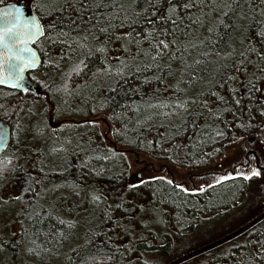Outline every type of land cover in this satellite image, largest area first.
<instances>
[{"label": "trees", "instance_id": "1", "mask_svg": "<svg viewBox=\"0 0 264 264\" xmlns=\"http://www.w3.org/2000/svg\"><path fill=\"white\" fill-rule=\"evenodd\" d=\"M7 3L30 4L44 26L43 38L34 45L43 62L29 74L43 95L0 88V118L12 127L11 145L0 155V178L15 179L20 198L12 200V205L18 206L16 200L24 203L19 202V231L12 239H0V249L15 264L18 259L22 264H168L198 248L175 253L200 225L236 210L249 180L237 177L204 192L186 194L175 184H167V179L150 177L143 179L144 184L130 179L125 156L144 155L199 171L218 155L214 147L221 145L225 151V143L236 134L255 135L264 145V116L260 115L264 112L260 108L264 104V40L259 35L264 33L262 0H192L194 7L178 9L182 15L171 14L177 18L178 30L161 16L170 15L167 5L157 10L149 0H71L73 7L54 15L48 14L47 7L36 9L41 0H0V5ZM61 16L65 31L69 20L75 21L77 31L56 40L49 24ZM159 28L172 33L169 41L175 39L160 54L150 47L158 40L149 35ZM115 37L131 44L133 53L127 58L113 54ZM65 40L76 50L59 42ZM101 48L103 52L98 51ZM249 48L254 51L246 53L243 67L247 71H236L233 61L241 68L238 54ZM77 65L79 74L72 71ZM222 80L224 86L218 83ZM250 81L255 84L251 95ZM182 101H188L187 110L177 107ZM48 105L54 120L62 113L56 121L70 125L78 140L68 152L67 167L59 171L44 170L36 164L42 151L17 141L16 132L25 131L33 122L37 124L35 133L52 131L46 118ZM242 119L252 126L247 130L234 126L240 123L233 120ZM103 120L111 127L113 145L100 130ZM80 126L86 132L77 133ZM41 135L46 147L61 141L55 135ZM12 152L17 156H8ZM131 184L139 187L130 188ZM63 185L84 191L87 198L80 210L92 214L91 220L95 211L88 207L90 193H97L95 203L102 207L96 217L98 224L86 229L75 245L78 222L74 221L77 205L73 201L71 207L65 206L69 202L57 200L52 206L25 211L30 206L25 198L32 197L31 203H35L33 198L45 189ZM67 212L73 218L66 217ZM168 215L174 217L173 222H168ZM210 215L213 217L206 218ZM262 223L183 264H264Z\"/></svg>", "mask_w": 264, "mask_h": 264}, {"label": "rangeland", "instance_id": "2", "mask_svg": "<svg viewBox=\"0 0 264 264\" xmlns=\"http://www.w3.org/2000/svg\"><path fill=\"white\" fill-rule=\"evenodd\" d=\"M125 35V34H124ZM114 47H113V54L117 57L129 56L133 53V48L129 41L123 37H115L114 38ZM134 59V57H133ZM53 110L51 105H48V114L47 117L49 119V113ZM62 113H57L55 116L56 120L60 118ZM55 120V121H56ZM80 120V119H79ZM57 122V121H56ZM35 125L36 122L31 123L29 127L25 129V131L19 130L16 132L17 134V141H26L28 147L33 146L38 153L42 151L41 154H37L39 161L36 164H39L44 170H62L63 168L67 167L68 160L70 154L68 153L75 145H78V140L75 138V135L71 133V126L68 124L60 125L58 128H51L52 131H43L39 133H35ZM100 130L104 134L106 131V127L103 123L100 124ZM86 132L85 127H78L77 133ZM41 134L44 136L51 137L50 135H55L56 137H60L61 141L57 144L51 143L47 144V147L43 144V139L41 138ZM49 134V135H48ZM41 135V136H39ZM242 140H236L235 145L225 152L224 156L220 158V165L212 166L208 170L205 171H193V170H186L182 168H175L166 164L165 162L150 159L144 155L138 154H127L125 158L129 164V176L130 179H135L136 181H141V179H146L153 177L155 175H164L165 173L168 174V170H170L171 174H174V178L177 182L182 181H189L190 178L193 183L192 187L200 188L206 184L212 177H216L215 173L225 167H230L234 163L236 164L239 161H243V152L241 147ZM260 141V140H259ZM239 142V143H238ZM31 145V146H30ZM253 149L259 153V157L261 160V165H264V145L261 143H256L253 146ZM45 150V153H44ZM17 156L15 152L9 153L8 156L12 158V156ZM31 157V158H30ZM30 159L34 157L33 154H30ZM71 158V157H70ZM164 164V165H163ZM20 166V165H19ZM157 170H160L158 172ZM215 172V173H214ZM225 175V174H224ZM139 176V178H138ZM220 175L218 174V177ZM8 179V180H7ZM250 185L248 187L247 192L242 197L240 206L236 209L227 214L224 217L219 216L217 219L208 221L202 224L198 228V233L194 236L188 237V239L177 249L175 253L179 250L183 251L186 249H191L195 247H203L205 244L209 242L216 241L220 239V237L226 236L227 234L237 230L239 226L245 225L258 215L262 213L264 210V170H260L259 176H252L249 179ZM50 188V187H49ZM45 189L44 192L40 193L38 196H35L33 200L35 203H31L32 197H27L26 205L30 203V206L27 210L25 207V211L27 213L32 210H36L39 205H53L56 204L57 200L66 201V202H74L77 205L78 216H76L75 220L78 222V233L76 235V240L73 245L77 244L78 242L82 241V237L86 229L90 227H94L98 224L96 220L97 214L99 211L102 210L101 205L96 204L94 197H96L97 193L93 192L92 199L94 203V217L91 220V215L85 213L83 210H80V206L84 207V200L85 195H83V190H75L72 189L70 186H56L52 188ZM19 185L15 182V179L6 178L1 180L0 178V239L9 240L15 237L16 233L19 231V225L16 224L17 219L19 220L21 214L20 203L21 201L16 200V204L18 206H13L12 203L15 199L19 197L20 191ZM57 189V191H56ZM72 191H71V190ZM74 192L78 193V201H75ZM87 198V196H86ZM20 202V203H19ZM24 204V203H22ZM99 205V207H98ZM262 223V222H261ZM260 223V224H261ZM264 225V221L262 223ZM204 244V245H203ZM174 250V247H173ZM215 250V249H214ZM206 254V253H205ZM185 255V254H184ZM204 254L200 255L203 256ZM3 256V257H2ZM183 256L181 254L179 257ZM199 257V256H197ZM195 257V258H197ZM193 258V259H195ZM0 262L2 264H15L10 258L7 256V252L5 250L0 249ZM18 263L22 264V260L18 259Z\"/></svg>", "mask_w": 264, "mask_h": 264}, {"label": "snow or ice", "instance_id": "3", "mask_svg": "<svg viewBox=\"0 0 264 264\" xmlns=\"http://www.w3.org/2000/svg\"><path fill=\"white\" fill-rule=\"evenodd\" d=\"M30 3L33 2V0H29ZM262 3H264V0H262ZM149 4L154 9L159 10L163 4L167 5L166 11L170 13V15L163 16L161 13L162 18L165 21H170L174 28L178 30L179 25L177 23V18H174L171 14H176V16L182 15L178 12V9L183 8L185 11L191 7H194L195 5L192 3V0H149ZM97 7H100L102 5H96ZM115 6V5H113ZM35 7L37 10H40L42 7L49 8V15H54L57 13L63 12L66 8L73 7V4L71 3V0H41V3L35 4ZM83 7V5H81ZM152 21H149L151 23ZM60 24V27L57 28V24ZM193 23H197L196 20H193ZM24 27L29 29L30 31L26 33L28 36V39H33L37 35H43V29L42 26L39 24V22L35 19H29L23 16V10L20 8H16L13 6L11 9L5 8L4 10L0 11V47H3L5 51L0 54V56L3 57L2 60H0V83L11 82L13 87H21L22 81H23V73L28 68H34L36 65V53L32 52L31 49L25 48L23 49L24 52L31 53V58H25L21 52L17 51V46L21 42L19 40L20 35H25V33L18 32V29ZM94 27V26H93ZM50 32L56 33V40H59V37L62 36H71L73 32L77 31V28L75 27V21L69 20L67 22V31L64 30V19L61 16L59 21H53L49 24ZM82 31V29L80 30ZM91 31V30H90ZM100 31L102 33H106V29L101 28ZM209 31H211V28H209ZM78 34V33H77ZM171 32L166 33L163 28H159L155 33L149 34L152 38V40H158V43H150V47L153 50H156L159 53V50L161 49H169L170 44L175 43V39L169 41L167 39L168 35H171ZM129 35V34H125ZM261 36V39L264 40V33H259ZM163 37V38H160ZM48 39L52 40L53 37L51 35L48 36ZM83 40H87V36H84L82 38ZM26 43V41H24ZM61 42L66 48H68L70 51H75L71 44H69L66 40L65 41H59ZM194 47V46H193ZM98 51L103 52L104 49H98ZM254 49H246L245 51H242L238 54V61L241 64V68H237L236 64L237 61H233L232 67L236 69V71H247L246 67H243L246 63V53L252 52ZM65 57H62V59ZM70 59V57H68ZM19 61V63H10V61ZM80 64H83V61H80ZM5 71L7 72V75H4ZM73 72L76 74H79L80 68L79 65L74 67L72 69ZM228 79H234V77L229 76ZM220 86L223 85V80L218 82ZM251 84V87L248 90V94L251 95L252 91L255 90V84L251 81L249 82ZM25 91H27V88H25ZM212 95H216V93H211ZM218 99H223V97H217ZM192 103H195V101H191ZM188 101H182L177 104V107L183 108L187 110L186 105ZM235 103L237 105L240 104V100H236ZM167 107V105H164ZM260 108L264 109V104L260 105ZM195 111H199V109H196ZM229 111H231L229 109ZM237 111H240V109H237ZM261 116H264V112L260 113ZM237 127H240L242 129L247 130L252 125L250 122L244 123L241 122L239 125H234ZM261 127H264V124L261 125ZM217 135H222V133L217 132ZM5 140V137L0 134V143H3ZM250 162L248 160H243L238 162V167H234L233 172L229 174H225L223 176H220L219 178H216L215 183L221 184L225 180H235L237 177H242L244 180H249L252 176H259L260 171L257 170L255 167H249ZM245 167H249V172L245 173L243 169ZM151 180H165L164 176H153L151 177ZM167 184L172 185L174 183L173 180L169 179L166 181ZM146 181L141 179L140 184H144ZM207 183V182H206ZM214 185L208 184V187L211 188ZM130 188H137L139 187L138 184H131L129 185ZM176 187L180 189L181 192L186 194H195L196 192H204L205 188L200 187L199 189L196 188H187L184 185L177 184ZM94 199H99L98 197H94ZM119 207V206H117ZM61 223H63L61 221ZM261 249L264 250V244H261ZM28 251H33V249H28Z\"/></svg>", "mask_w": 264, "mask_h": 264}, {"label": "water", "instance_id": "4", "mask_svg": "<svg viewBox=\"0 0 264 264\" xmlns=\"http://www.w3.org/2000/svg\"><path fill=\"white\" fill-rule=\"evenodd\" d=\"M13 6H15L16 8H20L23 10V16L29 19L35 18L39 24L42 26L41 21L39 20L38 16L36 15V13L34 12V10L32 9L30 4H21V3H7L4 5H0V11L4 10L5 8H9L11 9ZM43 29V27H42ZM30 30L24 27H21L18 29V32L21 33H25V35H20L19 36V40L21 41L18 46H17V51L21 52V54L25 57V58H31V53L28 52H24L23 49L28 48L31 49L32 52L36 53V65L34 68H28L25 70V72L23 73V81H22V86L21 87H13L11 82H5V83H0V88H6V89H10V90H16L22 93H33L35 96L37 97H41L43 95V91L40 88L39 85H37L36 83H34L29 74L38 70L40 68V66L42 65L43 59L38 51V49L34 46L39 40H41L43 38V35H37L35 36L33 39H28V36L26 35V33H28ZM26 41V43L24 42ZM5 51V49L3 47H0V54H2ZM3 57L0 56V60H2ZM10 63H19V61H10ZM4 75H7V72L5 71ZM25 88H27V91H25ZM53 120V116H50V121L52 122ZM0 134H2L5 137V140L3 143H0V155H2L5 151H7L11 145L12 142V127L10 126L9 122L3 118H0ZM254 140V139H252ZM257 164H258V158H256ZM264 169V168H263ZM264 221V212H262L261 214H259L257 217H255L254 219H252L250 222L246 223L245 225H243L242 227L238 228L237 230L227 234L226 236L212 242L209 243L199 249H196L190 253H187L175 260H173L172 262L168 263V264H183L189 260H192L193 258L200 256L202 254L208 253L238 237H240L241 235L245 234L246 232H248L249 230H251L253 227L257 226L258 224H260L261 222Z\"/></svg>", "mask_w": 264, "mask_h": 264}, {"label": "flooded vegetation", "instance_id": "5", "mask_svg": "<svg viewBox=\"0 0 264 264\" xmlns=\"http://www.w3.org/2000/svg\"><path fill=\"white\" fill-rule=\"evenodd\" d=\"M42 27H43V33H44V26L42 25ZM50 116H53V114H52V112H50V114H49V125L52 127V128H58L60 125H62V122H56L55 120H54V117H53V120H52V122L50 121ZM235 123H241V122H244V123H248L247 121H245L244 119H242V120H233ZM102 123L104 124V126L106 127V131L104 132V138H105V140L108 142V143H110L111 145H113V143H114V141H113V139H112V137H111V127H110V125H109V123L108 122H106L105 120H103L102 121ZM90 136H92V135H90ZM252 139H254V140H252ZM236 140H242L241 141V147H242V152H243V160H248L249 162H250V166L249 167H255V168H257V170H264L263 168H264V165H261V160H260V157H259V153L257 152V151H255L254 149H253V146H255L256 145V143H260V141L258 140V138L255 136V135H250V136H241V135H239V134H236L232 139H230L229 141H227L226 143H225V146H226V149H225V151H223L222 152V150H221V148H222V146L221 145H218V146H216V147H214L215 149H216V151L215 152H219L218 153V155L216 154L215 156V158H214V160L211 162V163H209L205 168H203L201 171H205V170H208L209 168H211L212 166H217V165H220V158L221 157H223L224 156V154H225V152H227V150L228 149H230L231 147H233L234 145H235V141ZM239 143V142H238ZM210 149H212V148H210ZM213 150H210V151H208L209 153H212V155L215 153H213L212 152ZM256 158H258V164H257V161H256ZM219 161V162H218ZM164 165V164H163ZM234 167H238V162L235 164H233L232 166H230V167H225V169H222V167H220L221 168V170L220 171H217L216 173H215V176L216 177H212L204 186H202V187H204L205 189H207V188H209L208 187V184H212V185H219V184H216L215 183V180H216V178H219L220 176H223L224 174H229V173H232L233 172V169H234ZM249 167H245L244 169H243V171L245 172V173H248L249 172ZM176 168V167H175ZM158 172H160V170H157ZM200 171V170H199ZM168 174H164V175H161V174H159V175H155V176H164L165 177V179H167V180H169V179H171V180H173L174 181V183L173 184H175V185H177V184H181V185H184V186H186L187 188H195V187H192L193 185H191V184H195V183H193L194 181H192V179L190 178V180L189 181H182V182H177L176 180H175V178H174V174L172 175L171 174V172H170V170H168V172H167ZM218 174L220 175L219 177H218ZM138 178H139V176H138ZM196 189H199V188H196ZM83 193H84V191H83ZM196 193H198V192H196ZM83 195H85L86 196V194L84 193ZM78 193L77 192H75L74 193V198H75V201L77 202L78 201ZM92 194H90V198H89V208L91 207V208H93L94 207V203H93V199H92ZM71 203H68V204H66L65 206H67V207H71V205H70ZM73 204V203H72ZM45 206H52L51 204H49V205H45ZM76 205H74V207H75ZM77 207V206H76ZM64 213H66V211H63ZM71 213V212H70ZM69 212H67V214H64L66 217H70V218H73V216H74V214H70ZM78 211H77V209H76V215L78 216ZM76 215L74 216V218H76ZM210 217H213V216H207L206 218H210ZM167 218L169 219V223H171V222H173L172 220L174 219V217H172L171 215H168L167 216ZM157 217H156V220H154L153 221V227L154 228H156L155 226H157ZM74 221H76L75 219H74ZM201 226V225H200ZM199 226V227H200ZM198 227V228H199ZM196 233H198V232H196ZM214 242V241H213ZM210 243H212V242H210ZM209 244V243H208ZM205 245H207V244H205ZM204 245V246H205ZM200 247H198V248H196V249H199ZM196 249H194V250H196ZM194 250H191V251H189V252H187V253H190V252H192V251H194ZM187 253H185V254H187ZM184 255V254H183ZM177 259V258H176Z\"/></svg>", "mask_w": 264, "mask_h": 264}]
</instances>
